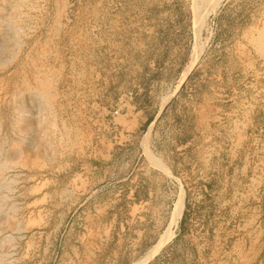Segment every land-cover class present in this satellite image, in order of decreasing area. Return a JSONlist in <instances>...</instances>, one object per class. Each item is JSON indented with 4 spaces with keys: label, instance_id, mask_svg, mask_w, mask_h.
Listing matches in <instances>:
<instances>
[{
    "label": "rangeland",
    "instance_id": "rangeland-1",
    "mask_svg": "<svg viewBox=\"0 0 264 264\" xmlns=\"http://www.w3.org/2000/svg\"><path fill=\"white\" fill-rule=\"evenodd\" d=\"M263 32L264 0H0V264H264Z\"/></svg>",
    "mask_w": 264,
    "mask_h": 264
},
{
    "label": "bare ground",
    "instance_id": "bare-ground-1",
    "mask_svg": "<svg viewBox=\"0 0 264 264\" xmlns=\"http://www.w3.org/2000/svg\"><path fill=\"white\" fill-rule=\"evenodd\" d=\"M264 36V32H263V34L261 33V37H263ZM5 36V35H4ZM3 170V168H0V171H2Z\"/></svg>",
    "mask_w": 264,
    "mask_h": 264
}]
</instances>
